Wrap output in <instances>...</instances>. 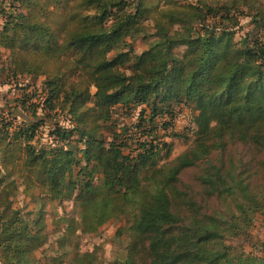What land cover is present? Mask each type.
<instances>
[{
    "label": "trees",
    "instance_id": "trees-1",
    "mask_svg": "<svg viewBox=\"0 0 264 264\" xmlns=\"http://www.w3.org/2000/svg\"><path fill=\"white\" fill-rule=\"evenodd\" d=\"M244 14L256 32L236 40ZM263 30L264 0H0L1 84L42 78L40 97L19 87L33 118L0 121V264H42L41 219L10 203L19 187L72 202L83 234L123 223L128 245L111 264H264L234 244L264 220ZM138 38L147 46L136 53ZM116 105L140 108L137 137L125 125L102 135ZM179 105L194 138L169 160L172 144L153 131ZM53 116L67 124L53 122L37 145Z\"/></svg>",
    "mask_w": 264,
    "mask_h": 264
},
{
    "label": "rangeland",
    "instance_id": "rangeland-1",
    "mask_svg": "<svg viewBox=\"0 0 264 264\" xmlns=\"http://www.w3.org/2000/svg\"><path fill=\"white\" fill-rule=\"evenodd\" d=\"M184 1H188L189 3L199 2L200 4L211 7L224 6L231 2V0ZM251 23L250 18L246 17V14L238 16L237 26H233V28L235 27L234 29L232 28L236 32V40L243 38L247 34H254L256 32ZM146 43L147 41L143 38H138L133 42L134 51L136 53L141 52L146 48ZM183 49V47H178L175 49V53L178 54ZM4 56L6 57L7 54L5 53ZM3 81L4 76H1L0 121H10L13 126L20 127L23 125L24 120H30L33 118V115L31 111L21 112V108H19L17 103L21 98L22 92L19 90V87L29 86L27 92L36 91V96L38 95L40 97L42 78L32 80L28 77H20L16 79V82L5 85L1 84ZM36 96L31 102L39 100ZM140 113L139 107H130L129 105L121 107V105H116L112 111V120L104 126L102 135L105 139L110 140L111 132H117L119 131V126L125 125L130 127L131 135L137 137L138 134L131 127L139 121L141 117ZM37 114L44 117L43 113L38 112ZM64 119L63 116L46 118L45 124L38 130L35 139L36 144L39 146L47 145L49 143L48 131L52 127L51 124L57 121L61 125H66L67 121ZM191 119L192 113L183 105L174 107V116L171 121L165 119V122L170 123L168 129L158 126L161 125L162 119L156 118L155 125H157V128L153 133H156L158 137L162 136L160 139L165 143L172 144L169 160L177 157L191 145L194 138ZM75 138L76 136L73 137V139ZM10 203L13 209L20 210L21 214L25 215V217L41 219L40 223L44 226L46 242L34 255L42 264L49 262L55 257L59 258L61 264H69L75 253L84 256L94 255L95 264H111L114 258L124 254L128 245L127 236L125 234L120 235L118 232V229L123 226V223L110 221L103 225L96 234H83L75 223L78 218L77 209L70 201L57 203L40 195L38 191L23 193L19 187L16 195L11 198ZM69 226H71V229H69ZM263 241L264 220L260 216H256L251 228L250 240L235 241L234 244L241 246L246 252L253 251L255 254L264 257V247L261 246Z\"/></svg>",
    "mask_w": 264,
    "mask_h": 264
}]
</instances>
